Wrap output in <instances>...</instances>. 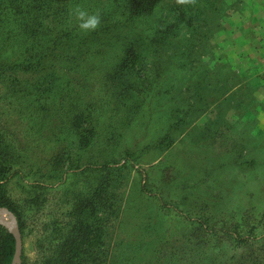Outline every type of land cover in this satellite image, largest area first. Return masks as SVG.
I'll list each match as a JSON object with an SVG mask.
<instances>
[{
  "label": "rangeland",
  "instance_id": "obj_1",
  "mask_svg": "<svg viewBox=\"0 0 264 264\" xmlns=\"http://www.w3.org/2000/svg\"><path fill=\"white\" fill-rule=\"evenodd\" d=\"M129 35V52H84L41 97L33 74L0 69V185L20 221L0 217L21 264H52L80 198L100 228L74 264H264V0H160ZM22 41L0 19V61Z\"/></svg>",
  "mask_w": 264,
  "mask_h": 264
},
{
  "label": "trees",
  "instance_id": "obj_2",
  "mask_svg": "<svg viewBox=\"0 0 264 264\" xmlns=\"http://www.w3.org/2000/svg\"><path fill=\"white\" fill-rule=\"evenodd\" d=\"M109 1L110 7L99 9L103 15L102 27L84 34L75 26L69 15L71 7L76 4L94 11L84 0H0V19L16 22L23 39L21 59L14 62L0 61V69L10 70L17 75L33 74V84L30 88H33V95H37L35 97H41L46 85L51 86V83L55 84L58 80L64 81L65 77L70 78L69 71L76 69L78 62L75 60L84 52L92 54L93 51H100L113 42H120L123 52H129L130 24L138 16L150 12L160 0ZM3 8L9 9V12H3ZM124 61L119 65L124 64ZM58 71L61 73H57ZM64 96L57 97L62 101ZM64 109L61 105L60 110L63 112ZM83 115L84 108L75 106L71 125L73 132L80 133V119ZM85 139L88 140L87 136ZM5 160V151L0 139V181ZM91 205L92 202H86L85 198L76 199L72 204L69 212L70 227L63 236L61 235V242L52 251V264H74V256L89 252L86 241L92 238L93 231L98 230L96 220H100L86 212V208ZM0 207L10 209L20 221L17 206L5 197L1 185ZM14 249V237L0 226V264L11 263Z\"/></svg>",
  "mask_w": 264,
  "mask_h": 264
},
{
  "label": "clouds",
  "instance_id": "obj_3",
  "mask_svg": "<svg viewBox=\"0 0 264 264\" xmlns=\"http://www.w3.org/2000/svg\"><path fill=\"white\" fill-rule=\"evenodd\" d=\"M179 5L195 6L197 0H176ZM70 18L75 22V26L84 34L97 31L102 27L103 15L101 10L89 11L83 6L76 4L71 7Z\"/></svg>",
  "mask_w": 264,
  "mask_h": 264
},
{
  "label": "water",
  "instance_id": "obj_4",
  "mask_svg": "<svg viewBox=\"0 0 264 264\" xmlns=\"http://www.w3.org/2000/svg\"><path fill=\"white\" fill-rule=\"evenodd\" d=\"M11 217L13 219L12 222L8 221L3 216L0 217V223H2L4 226H7L10 228V231L13 234L14 239H15V250H14V254H13L11 264H21V247H22L21 233H20L19 228L16 224L15 217L12 214H11Z\"/></svg>",
  "mask_w": 264,
  "mask_h": 264
},
{
  "label": "crops",
  "instance_id": "obj_5",
  "mask_svg": "<svg viewBox=\"0 0 264 264\" xmlns=\"http://www.w3.org/2000/svg\"><path fill=\"white\" fill-rule=\"evenodd\" d=\"M264 70V69H263Z\"/></svg>",
  "mask_w": 264,
  "mask_h": 264
}]
</instances>
